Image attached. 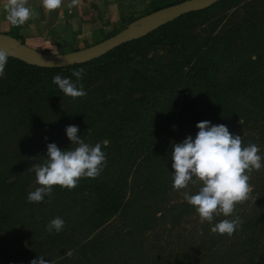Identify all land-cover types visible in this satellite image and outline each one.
<instances>
[{"label":"trees","instance_id":"1","mask_svg":"<svg viewBox=\"0 0 264 264\" xmlns=\"http://www.w3.org/2000/svg\"><path fill=\"white\" fill-rule=\"evenodd\" d=\"M178 1L182 0H160L145 14ZM241 1L219 0L205 9L182 14L84 63L46 68L8 56L0 78V247L1 238L9 231L17 239L23 236L22 230L32 226L31 237L43 234L48 246L63 245L73 251L54 264H109L113 255L117 261L111 263L125 264L123 253L136 249L138 236L157 220L155 210L150 212L145 200L163 195L172 186L173 173L165 155L170 154L166 137L173 122L178 124V143L189 135L195 138L197 123L207 120L240 135L242 146L256 144L264 158V0L250 1L232 24L228 21L229 26L216 32L195 31L213 16L218 15L220 22ZM121 19L123 28L135 18L123 15ZM79 68L86 73L82 83L87 95L73 99L52 81L55 75L75 81L72 71ZM109 94L114 100L103 107L101 99ZM69 125L78 126V135L85 143L102 144L106 164L97 178H82L72 190L61 188L73 208L68 215L71 233L65 234L47 230L49 213L45 216L47 225L36 218L44 207L40 202H28L32 190L27 187L35 180L30 165L34 158L38 164L44 163L49 143L62 150L77 147L66 135ZM245 126L248 132L242 136ZM165 130L167 134L162 136ZM105 138L106 145L102 142ZM149 161L153 166L146 170ZM256 172V179L249 181L255 198L250 213L241 203L233 216L213 219L215 225L239 216L243 223L232 236L213 233L210 228L214 225L203 223L196 255L201 254L199 259L204 260L211 249L218 255L201 264H264V168ZM129 175L135 178L128 181ZM54 194H58V186L53 187ZM168 209L171 226L196 214L186 200ZM58 213L55 210L50 216ZM115 215L122 216L132 229H120L109 236L99 233L83 238L86 241L75 238L83 229L89 235L106 226ZM222 240L226 241L225 250H216ZM155 252L147 264H165V260L189 264L187 256L181 258L176 249L160 246ZM0 258L6 259L3 255Z\"/></svg>","mask_w":264,"mask_h":264},{"label":"clouds","instance_id":"2","mask_svg":"<svg viewBox=\"0 0 264 264\" xmlns=\"http://www.w3.org/2000/svg\"><path fill=\"white\" fill-rule=\"evenodd\" d=\"M80 0H71L67 5L71 10ZM63 0H41L46 12H54L62 6ZM6 19L13 27H20L39 13L28 6V0H6L3 5ZM56 54V53H55ZM9 53L0 48V78L4 76ZM83 68L74 69L70 77L55 75L53 83L64 95L73 99L84 97L87 92L82 80ZM242 124V121H239ZM199 129L195 138L187 136L182 142L173 144L171 167L172 187L176 191L187 189L189 184L200 187L195 194L183 192L184 199L194 207L200 221L211 223L215 216H233L236 206L250 198L253 189L250 175L253 170L264 168L260 149L256 144L242 146L240 135L233 134L224 124H211L204 120L197 123ZM78 126L66 127V135L74 149L62 150L55 143L47 145V158L43 164L31 166L35 174L34 190L27 197L28 202H42L51 196L53 187L60 186L72 190L82 178H97L106 164L102 144L94 146L85 143L78 135ZM239 216L223 219L211 231L220 235L232 236L242 225ZM65 226L61 217L53 218L46 226L49 232H60ZM70 255V254H69ZM30 264H49L43 256L33 259Z\"/></svg>","mask_w":264,"mask_h":264},{"label":"rangeland","instance_id":"3","mask_svg":"<svg viewBox=\"0 0 264 264\" xmlns=\"http://www.w3.org/2000/svg\"><path fill=\"white\" fill-rule=\"evenodd\" d=\"M253 0H242L241 3L238 5V7L235 9L231 8L226 12V15L224 18L221 19V21H218V15L213 16L209 19L208 23H201L197 27H195V31L200 32L201 34H208L211 32H216L218 29L222 28L224 25H228V21H230L229 25L232 24L231 22L235 18L238 13V11L245 10L247 6L250 4L249 2ZM239 2V1H238ZM234 14V15H233ZM215 25V28L213 24ZM228 25V26H229ZM123 25L116 28L115 31L120 28ZM122 29V28H121ZM118 32V31H117ZM15 34V32H9ZM104 37V36H103ZM88 46V45H87ZM86 47V46H85ZM253 56L255 54H252ZM114 100V96L109 94L106 95V97H103L101 99L103 107H108L111 102ZM54 118H57L55 115L52 116ZM170 129H172L171 133L168 134L166 137V143L167 148H169V152L171 154L173 148V144L178 143V124L176 122L171 123ZM177 130V131H176ZM248 132V129L243 127L242 130V136H244ZM31 133V132H30ZM167 134L166 130L163 132L162 136H165ZM29 136L32 135L28 134ZM103 144H108V139H103ZM16 144V143H15ZM13 144H10L8 148L12 147ZM260 149V148H259ZM261 151V149H260ZM165 155L166 161L168 163L169 168L171 169L173 173V169L171 167L172 160L171 155ZM30 165L32 166L34 163L38 164V162H35ZM262 163H264V158H262ZM153 163L148 162L145 164V169L150 170L152 169ZM18 168V165L16 169ZM32 170V169H30ZM263 170V168L261 169ZM146 172L144 171V175ZM174 174V173H173ZM250 175V181L255 180L258 176L256 170H253ZM24 176H26L24 174ZM136 176V175H135ZM139 177V174H138ZM131 178L133 175L128 176V181H131ZM141 179V178H140ZM141 184V183H140ZM251 184V183H250ZM170 186V185H169ZM36 187L35 180L31 182V184L28 185V190H33ZM136 187V186H135ZM200 185H192L189 184L187 189H183L180 191H176L171 186L170 190L163 193V195H159L156 198H147L145 200V203L149 205V210L156 212L155 217L157 218L156 223L153 224V226L145 231L141 235L138 236V239L140 242H138L136 249H132L128 252L123 253V259L126 260L125 264H147L150 263L156 254V249H158L160 246L169 249V251L177 250V252L180 251L181 258L184 256H187V263L189 264H201L203 262H208L212 260L213 256H217L218 253L211 249L209 252H207V256L204 260H200L201 254L196 255L197 249L199 247V235L200 230L202 228L203 223L200 221V218L198 214L195 215H189L186 219H184L180 224H176L171 226L170 220H169V209L168 207L170 205H174L179 201L185 200L183 196L184 191H188L190 194H195ZM67 192L61 190V187L58 186V194L51 195L50 197H45L44 201L40 202V205L44 207V210L38 214V218L40 222L47 225L46 223V214L49 213L48 222H50L55 217H61L65 221V226L61 230L62 232H65V234L71 233L70 231V218L68 217L69 212L72 211L73 208H71L70 200L67 198ZM163 197V198H162ZM162 198V199H161ZM144 203V204H145ZM247 207V213H250V208L254 206L255 204V198L251 196L246 201L243 202ZM142 204V205H144ZM55 210H59V213L55 215L54 217L50 216V214H53ZM35 218V216H34ZM29 219H27L28 221ZM33 220V219H32ZM135 221V220H134ZM107 223V224H106ZM106 226L97 228L95 230H92L88 235L87 229H83L82 231H79L78 233H75V238H82V240L85 239H91L94 235L99 233H106L109 235H112L114 233H118L121 231H128L129 229H132L129 227V225H126L125 221H123L122 216L115 215L108 219L105 222ZM210 225H214L213 221L210 223ZM30 228V227H29ZM26 229L22 230L23 236H18L17 239H14L13 235L9 231L7 233L6 237H2L1 240H3V244L0 247V255H3L6 259H1V264H30V262L40 256H43L45 261H48L49 264H54L56 259L62 258L63 256H69L71 252L73 251L71 249H65L63 245H58L54 247V244L48 246V244H45L44 241V235L42 234L41 237L36 236H30L31 230H33V227L31 226V230ZM212 229V228H210ZM9 230V229H8ZM29 230V231H28ZM15 233V230L13 231ZM85 236V237H82ZM116 236V235H115ZM86 241V240H84ZM142 241V242H141ZM225 240L221 241L220 244L215 247L216 250L224 251L225 250ZM173 247V248H172ZM229 248V247H227ZM167 258V257H166ZM110 260H113L116 262V256H112ZM108 261L109 264H113ZM116 260V261H115ZM170 260V259H169ZM182 261V259H181ZM242 263V262H241ZM118 264H124L122 262ZM165 264H175L170 263L169 261L165 260Z\"/></svg>","mask_w":264,"mask_h":264},{"label":"crops","instance_id":"4","mask_svg":"<svg viewBox=\"0 0 264 264\" xmlns=\"http://www.w3.org/2000/svg\"><path fill=\"white\" fill-rule=\"evenodd\" d=\"M160 0H80L68 9L71 0H63L62 6L54 12H46L41 0H28V6L39 15L20 27H13L6 19L0 0V32L9 33L45 52H66L103 39L105 34L121 26L124 18H137ZM115 29V30H114Z\"/></svg>","mask_w":264,"mask_h":264},{"label":"water","instance_id":"5","mask_svg":"<svg viewBox=\"0 0 264 264\" xmlns=\"http://www.w3.org/2000/svg\"><path fill=\"white\" fill-rule=\"evenodd\" d=\"M219 0H182L143 14L113 35L83 48L66 52H45L21 42L14 35L0 32V48L27 64L55 68L98 58L122 43L143 37L182 14L205 9ZM56 53V54H55Z\"/></svg>","mask_w":264,"mask_h":264}]
</instances>
